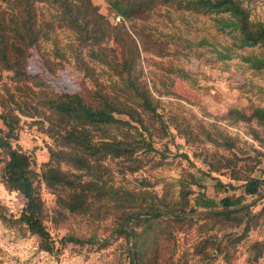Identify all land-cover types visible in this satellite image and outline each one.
Masks as SVG:
<instances>
[{
	"label": "trees",
	"instance_id": "1",
	"mask_svg": "<svg viewBox=\"0 0 264 264\" xmlns=\"http://www.w3.org/2000/svg\"><path fill=\"white\" fill-rule=\"evenodd\" d=\"M105 3L111 18L92 0H0V181L25 198L20 215L12 220L0 203V220L24 226L46 252L54 250L47 221L71 214L109 219L108 237L126 241L128 264H185L179 259L190 253L198 263L213 264L221 257L233 264L237 245L264 226V204L255 209L264 198V179L255 175L264 160V105H252L250 111L233 106L212 118L203 108L196 113L185 109V97L174 91L171 75H189L173 58L196 52L203 40L194 43L157 31L151 21H173L172 12L212 17L232 41L221 45L222 50H211L230 59L237 49H258L239 57L254 72L264 73V17L253 19L245 0ZM58 31L71 36L61 47ZM45 41L53 43L52 51L42 50ZM33 50L48 70L51 54L71 58L89 83L71 92L55 90L42 72L29 70ZM151 66L157 70L153 74ZM23 118L51 140L39 170L13 144ZM239 125L251 142L230 131ZM172 130L206 167L203 174L214 180L213 195L205 193L187 166L176 179L157 180L160 192L146 179L131 187L117 183L118 174L167 163L155 143ZM42 187L54 195V215L45 205ZM190 233L195 235L190 251L176 256L179 235ZM61 241L93 244L91 238L71 234ZM248 253L251 261L264 258V242L252 241Z\"/></svg>",
	"mask_w": 264,
	"mask_h": 264
},
{
	"label": "rangeland",
	"instance_id": "2",
	"mask_svg": "<svg viewBox=\"0 0 264 264\" xmlns=\"http://www.w3.org/2000/svg\"><path fill=\"white\" fill-rule=\"evenodd\" d=\"M92 1L98 5L100 11L111 18L105 0ZM245 3L249 6L253 19L264 17V0H245ZM170 15L173 21L162 17L151 21L157 31L174 32L194 43L203 40V44L194 47L197 49L196 52L190 53L188 56L173 58L175 65L182 67L189 75L187 78L171 75L174 79V91L185 97V101H181L185 109L196 113L198 109L203 108L201 110L208 114L207 117L212 118L223 115L228 108L233 106L250 111L252 105H264V73L254 72L239 57L240 54L249 51L257 52L258 49H237L230 59H220L211 50L212 47L215 46L222 50L221 45H228L232 40L229 34L218 29L212 17L188 12H172ZM70 37L68 32L58 31L57 45L63 46ZM53 48V43L50 41L42 43V50L52 51ZM48 59L51 70L42 64L43 59L40 53L33 50L28 68L32 72H42L55 90L71 92L78 89L83 83H89L84 73L76 68L71 58H61L51 54ZM150 69L152 74L157 71L154 66H151ZM244 130L242 125L230 128V131L233 134L237 133L241 140L251 142V139L244 134ZM13 144L19 145L24 152L29 154L33 159L34 167L39 170L41 162L48 157L47 146L51 144V140L39 131L35 124L31 123V119L23 118L18 138L13 141ZM155 146L159 151L164 152L167 163L155 168L146 164L136 172L126 173L124 176L118 174L116 176L117 183L131 187L138 186L140 179H146L150 188L160 192L161 182H157V180L176 179L181 167L187 166L195 172L199 182L204 186L205 193L213 195L214 180L203 174L206 167L194 156L193 147L186 144L183 138L175 134L174 130L167 139L155 143ZM183 155H186L187 158ZM158 157L159 154L156 155V158ZM213 175L219 177L223 182L230 181L234 185H239L238 182L229 180L225 175ZM255 175L264 179V160L259 164ZM195 189L198 188L195 187ZM41 192L50 216L54 215V195L45 187H42ZM0 203L4 206L7 217L12 220L20 215L25 198L16 191L5 189L0 181ZM263 204L264 198L259 201L255 209L260 208ZM109 223V219L95 221L86 216L71 214L57 217L55 221L49 219L46 225L54 240V250L46 252L38 247L37 238L30 234L24 226L18 224L10 226L8 222L3 223L0 220V264H128L125 251L127 243L123 239L116 240L108 237ZM68 234L83 239L91 238L93 244H64L61 239ZM107 237L108 244L101 246V241ZM194 238L193 233L180 234L176 256L184 250L190 251ZM254 240L264 242V226L251 230L248 237L237 245L233 264H264V258H260L258 261L248 259V247ZM179 260L180 263L186 260L185 264H202L198 263V257L191 253L186 258ZM213 264L226 263L221 257H218Z\"/></svg>",
	"mask_w": 264,
	"mask_h": 264
}]
</instances>
